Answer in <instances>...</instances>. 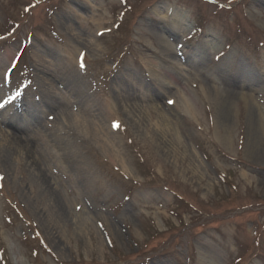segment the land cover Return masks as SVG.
I'll return each instance as SVG.
<instances>
[{
    "label": "rangeland",
    "instance_id": "rangeland-1",
    "mask_svg": "<svg viewBox=\"0 0 264 264\" xmlns=\"http://www.w3.org/2000/svg\"><path fill=\"white\" fill-rule=\"evenodd\" d=\"M261 116L264 0H0V264H264Z\"/></svg>",
    "mask_w": 264,
    "mask_h": 264
},
{
    "label": "bare ground",
    "instance_id": "bare-ground-1",
    "mask_svg": "<svg viewBox=\"0 0 264 264\" xmlns=\"http://www.w3.org/2000/svg\"><path fill=\"white\" fill-rule=\"evenodd\" d=\"M173 13L175 14V23H174V25L178 29H180L181 26H184L185 15L182 14V13H179V12H176V13L173 12ZM166 44H167V47H168L169 51H171V47L172 46L168 42ZM46 80H48V78H46ZM50 86H51V84H50ZM230 88H229L230 90L228 89L229 92L224 91V94H225V96L227 98L226 101H228V95H231V94L233 95L235 93V90L232 89V87H230ZM56 104H57V101L55 99H50L48 101V105H49L50 108L55 107ZM32 117H33V122H32V126L33 127L38 126L42 122L40 116L33 115ZM261 117H262V120H263V123H264V118H263V116H261ZM4 125L9 126L10 128H14V130H15V124H13V123H7V124H4ZM1 130H2V128L0 127V133H1ZM7 141H9V142H11L13 144H16V145L18 144L19 148H21V149H24V150L30 149V147H29V140L27 138L22 139V137L17 136L15 133H12L11 132V135H8L7 136ZM37 164H39V163H37ZM51 196H52L51 198L52 199H55V200L57 199V197L59 198L58 194L56 195V194L51 193ZM59 204H60L59 205V209H61V210L64 209V211H65V208L66 207H65V205L63 204V202L61 200H59ZM83 224H85V223H83Z\"/></svg>",
    "mask_w": 264,
    "mask_h": 264
},
{
    "label": "snow or ice",
    "instance_id": "snow-or-ice-1",
    "mask_svg": "<svg viewBox=\"0 0 264 264\" xmlns=\"http://www.w3.org/2000/svg\"><path fill=\"white\" fill-rule=\"evenodd\" d=\"M115 127H117V128H118V127H119V125H118V124H116V125H115Z\"/></svg>",
    "mask_w": 264,
    "mask_h": 264
}]
</instances>
